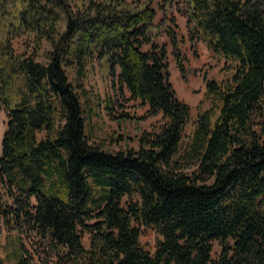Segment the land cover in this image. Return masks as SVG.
<instances>
[{
  "label": "trees",
  "instance_id": "obj_1",
  "mask_svg": "<svg viewBox=\"0 0 264 264\" xmlns=\"http://www.w3.org/2000/svg\"><path fill=\"white\" fill-rule=\"evenodd\" d=\"M172 1L0 0V16L34 44L30 54L0 46V181L11 200L0 225L16 219L32 235L7 253L13 264H264V0H177L189 40L231 69L205 77L210 105L197 106L184 144L192 115L169 79L168 46L185 76ZM96 57L147 115L162 113L137 148L107 150L86 134L81 95ZM144 227L159 235L154 253L139 244Z\"/></svg>",
  "mask_w": 264,
  "mask_h": 264
},
{
  "label": "rangeland",
  "instance_id": "obj_2",
  "mask_svg": "<svg viewBox=\"0 0 264 264\" xmlns=\"http://www.w3.org/2000/svg\"><path fill=\"white\" fill-rule=\"evenodd\" d=\"M162 5L164 6V3ZM177 5L181 7V4L177 3L174 5L175 10ZM167 11L168 13L170 12L169 8ZM176 12L179 13L178 10ZM183 16L186 18L185 15ZM12 18L13 16H0V46L7 39L10 47L15 52L32 53L34 49L32 35L27 33L17 35L13 27L9 26V23L13 21ZM161 38L162 36L159 37V41L163 42ZM41 43L40 49L35 51L36 59L39 61L45 60V54L48 50L46 42L43 41ZM180 48L185 70L184 77L175 65L169 46L167 60L169 79L176 95L191 108L192 118L186 124L182 133V143L184 144L189 138L193 126V118L198 112L197 106L200 105V108L204 109L210 105V102L205 97V77L223 81L229 78L231 71L223 58L213 53L210 49H194L195 45H192L191 42L189 43L190 49H185V41L183 39L180 42ZM90 65L89 72L83 81L87 93L81 95L82 115L86 119V134L90 137V142L100 144L103 148L111 151L137 148L138 138L141 133L150 131L154 126H157L161 120L160 116L149 117L142 103L130 99L127 90L120 87L116 75L106 68V63L103 59L93 58ZM67 71L70 79H72V71L70 69H67ZM108 107H111V109ZM108 112H111V115H108ZM123 113H128L131 118L128 120L124 116L119 117ZM133 118H141L140 122L137 121L138 126L132 121ZM7 121L6 110L3 105H0V132L3 129L2 137L0 138V157L2 155L1 142ZM127 200L128 197L124 196L122 203L124 204ZM10 201L6 188L0 181V203L4 205L5 203H10ZM32 203H34V200H32ZM18 237L25 244L30 245L32 235L27 228L22 226V221L12 219L9 223L0 225V257L2 264H13V259L7 253L14 247ZM158 239L159 235L153 227H144L139 236V244L146 251L154 253ZM82 243L86 248L88 247V233L83 234ZM220 252L221 246L219 242L214 241L213 256L217 257ZM35 258L37 264H42L38 256H35ZM48 264L53 263L49 262Z\"/></svg>",
  "mask_w": 264,
  "mask_h": 264
},
{
  "label": "crops",
  "instance_id": "obj_3",
  "mask_svg": "<svg viewBox=\"0 0 264 264\" xmlns=\"http://www.w3.org/2000/svg\"><path fill=\"white\" fill-rule=\"evenodd\" d=\"M175 4H176V0H173L172 2H170V4L168 5V7L165 6L164 9L165 8H167V9L169 8L170 12L168 13V11H167V13L169 15H171V13H172V15L174 16L175 23H176V30H177V32L179 34V38L180 39L182 38L185 41V49H190L189 48V43L190 42H191L192 45L193 44L195 45V48L194 49H197V48H199V49H209L207 47V45L205 43H203L202 41H200V40H196V39H194L193 41H190L189 40V36H188L189 29H188V27L186 25V18L182 14L176 12V10L174 8V5ZM161 18H162V12L159 11L158 14L156 15V17L154 18V21H153L154 30L156 29V26L161 23V21H162ZM166 24L167 23L165 21L164 25H166ZM157 33H158V35H157V37L155 39L157 43H159V44L162 43V42L159 41V37L160 36H162L161 41L168 42V38L166 36V33L164 32L163 25H162V27H160V29H159V31ZM149 48H150L149 44H144L142 46V49L143 50H148ZM229 70L231 71V69H229ZM129 97H130V95H129ZM130 99L137 100L140 103H142L138 98H136V99L135 98H130ZM142 104H143V107H145V109L147 111L148 110V105L146 103H142ZM150 116H152V117H154V116H160V119L162 120V113L161 112H158V113H156L154 115H149V117ZM129 118H131V117H128V120H129ZM140 119L133 118L132 121L135 122L136 126H138V122H140Z\"/></svg>",
  "mask_w": 264,
  "mask_h": 264
},
{
  "label": "bare ground",
  "instance_id": "obj_4",
  "mask_svg": "<svg viewBox=\"0 0 264 264\" xmlns=\"http://www.w3.org/2000/svg\"><path fill=\"white\" fill-rule=\"evenodd\" d=\"M2 130H3V129H1V132H0V138L2 137ZM1 143H2V142H1Z\"/></svg>",
  "mask_w": 264,
  "mask_h": 264
}]
</instances>
